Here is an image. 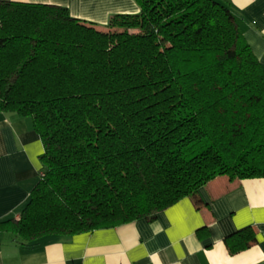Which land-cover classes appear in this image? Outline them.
Returning a JSON list of instances; mask_svg holds the SVG:
<instances>
[{"label": "trees", "instance_id": "obj_1", "mask_svg": "<svg viewBox=\"0 0 264 264\" xmlns=\"http://www.w3.org/2000/svg\"><path fill=\"white\" fill-rule=\"evenodd\" d=\"M98 27L68 8L0 0V113L30 117L44 151L20 217L49 236L152 220L219 176L264 177V66L227 0H135ZM256 241L225 238L230 254Z\"/></svg>", "mask_w": 264, "mask_h": 264}, {"label": "crops", "instance_id": "obj_2", "mask_svg": "<svg viewBox=\"0 0 264 264\" xmlns=\"http://www.w3.org/2000/svg\"><path fill=\"white\" fill-rule=\"evenodd\" d=\"M68 8L73 17L107 25L136 14L135 0H16ZM264 66V0H227ZM44 151L30 117L0 113V221L19 218L37 183ZM251 226L255 243L230 254L225 238ZM0 264H264V177L219 176L160 211L112 228L49 236L31 246L0 232Z\"/></svg>", "mask_w": 264, "mask_h": 264}]
</instances>
